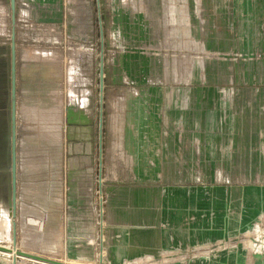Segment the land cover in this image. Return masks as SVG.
<instances>
[{
	"label": "crops",
	"instance_id": "0c3cea01",
	"mask_svg": "<svg viewBox=\"0 0 264 264\" xmlns=\"http://www.w3.org/2000/svg\"><path fill=\"white\" fill-rule=\"evenodd\" d=\"M31 1L45 9L52 0ZM196 1L130 0L122 21L120 0H106L112 70L120 24L123 38L145 45L130 46L126 57L129 71L138 73L134 84L148 92L150 109L139 114L146 126L131 134L156 137L139 149L146 175L112 182L109 212L129 256L168 259L219 245L213 254L170 264H264V0ZM152 44L158 48L150 53ZM195 87L222 89V160L209 161L208 150L180 143V136L194 133L170 93L182 89L188 95ZM17 91L25 119L62 102L60 83L45 80L35 60L17 62ZM185 167L198 170L180 172Z\"/></svg>",
	"mask_w": 264,
	"mask_h": 264
},
{
	"label": "rangeland",
	"instance_id": "374dc122",
	"mask_svg": "<svg viewBox=\"0 0 264 264\" xmlns=\"http://www.w3.org/2000/svg\"><path fill=\"white\" fill-rule=\"evenodd\" d=\"M129 3L126 0L124 5L120 0L116 5L122 21L123 7ZM123 24L115 45L113 71L112 56L107 55L106 0H52L45 9L34 1L19 0L15 24L17 62H41L44 79L60 83L62 102L47 113L29 115V119L22 116L17 103V208L14 217L7 184L5 195L0 190V250L10 254L0 251V264H53L14 249V223L18 251L64 263L170 264L183 256L192 258L220 250L219 245H214L202 248L205 253L192 249L190 254L168 259L150 254L134 257L124 253L114 231L116 223L109 212L111 184L121 183L128 176L138 181L146 175L147 169L138 162L139 149L156 138L131 134L146 126L145 118L140 120L139 114L150 109L148 92L134 84L132 75L138 79V73H131L126 61L130 46L145 49V45H140L138 38H123ZM12 29L10 1L0 0V47L6 49L8 75L7 84L0 79V125L5 130L0 170L9 174ZM157 48L152 44L146 49L151 53ZM151 56L153 60L157 58ZM181 90L174 89L170 95L178 97L179 110L185 113L186 126L194 134L180 136V143L191 145L196 152L208 150L209 161L222 160V89L202 92L195 87L188 95ZM196 170L185 167L180 172L191 174ZM200 170L202 173L205 168ZM208 170L222 169L210 166Z\"/></svg>",
	"mask_w": 264,
	"mask_h": 264
},
{
	"label": "water",
	"instance_id": "95a60500",
	"mask_svg": "<svg viewBox=\"0 0 264 264\" xmlns=\"http://www.w3.org/2000/svg\"><path fill=\"white\" fill-rule=\"evenodd\" d=\"M11 11H12V34H11V70H12V103L10 106L11 111V153H12V176L11 179H8L7 184L10 185V193L11 196H9L8 200L10 205L12 206V215L16 216V208H17V87H16V71H17V49H16V0H9ZM103 34V32H101ZM100 85H101V92L104 90V61L103 58L101 60V69H100ZM103 98V95L101 96V100ZM102 116V114H101ZM101 128H102V117H101ZM102 180V179H101ZM5 248V247H1ZM8 250H11L10 248H5ZM14 249L21 255L41 260L53 264H72V263H64L57 259H52L49 257H44L41 255L25 252V251H18L16 247V224L14 223Z\"/></svg>",
	"mask_w": 264,
	"mask_h": 264
},
{
	"label": "flooded vegetation",
	"instance_id": "af4514ba",
	"mask_svg": "<svg viewBox=\"0 0 264 264\" xmlns=\"http://www.w3.org/2000/svg\"><path fill=\"white\" fill-rule=\"evenodd\" d=\"M1 47H3V46H1ZM1 47H0V51L2 52ZM4 53H5V51H4ZM4 53L3 52L0 53V73H1L0 74V79H2L3 84L4 83L7 84L8 83V75H7V71H6V68H5ZM11 59H12V54H11ZM10 66H11V61H10ZM11 81H12V70H11ZM11 87H12V84H11ZM16 87H17V71H16ZM11 90H12V88H11ZM11 93H12V91H11ZM0 127H1L0 128V147H3L5 145L4 142H3V140H4L3 139V136H4V131L5 130L3 129V126L2 125H0ZM9 136H10V147H11V133L9 134ZM9 153H10V159H12L11 148L9 150ZM17 156H18V149H17ZM1 162H2V158L0 157V164H1ZM17 164H18V159H17ZM11 176H12V161H11V171H10V174H9V178L8 179H11Z\"/></svg>",
	"mask_w": 264,
	"mask_h": 264
},
{
	"label": "bare ground",
	"instance_id": "6f19581e",
	"mask_svg": "<svg viewBox=\"0 0 264 264\" xmlns=\"http://www.w3.org/2000/svg\"><path fill=\"white\" fill-rule=\"evenodd\" d=\"M1 49H2V52L4 53V51H5V48L4 47H1ZM1 51H0V53H2ZM22 166V165H21ZM8 178H9V173L7 172V171H5V170H0V190L1 191H3V195H5L6 194V190H7V181H8ZM23 209V208H22ZM25 210V209H24ZM23 210V211H24ZM32 211V210H31ZM30 213H33V212H30ZM32 223L33 224H35L33 221H32ZM33 227V226H32ZM36 231V230H35ZM30 233V232H29ZM35 234V233H34ZM38 234V233H37ZM36 234V235H37ZM1 252H5V253H8V254H10V252H8V251H2V250H0ZM12 253H15V251H13ZM47 263V262H46Z\"/></svg>",
	"mask_w": 264,
	"mask_h": 264
},
{
	"label": "built area",
	"instance_id": "2783aa9c",
	"mask_svg": "<svg viewBox=\"0 0 264 264\" xmlns=\"http://www.w3.org/2000/svg\"><path fill=\"white\" fill-rule=\"evenodd\" d=\"M198 2V4H199V0L197 1ZM199 6V5H198ZM199 8H200V6H199Z\"/></svg>",
	"mask_w": 264,
	"mask_h": 264
}]
</instances>
